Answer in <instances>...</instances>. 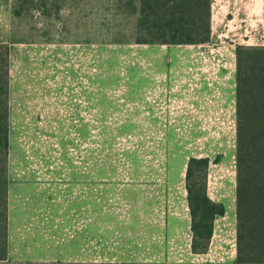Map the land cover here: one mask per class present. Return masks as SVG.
Wrapping results in <instances>:
<instances>
[{"label": "rangeland", "instance_id": "374dc122", "mask_svg": "<svg viewBox=\"0 0 264 264\" xmlns=\"http://www.w3.org/2000/svg\"><path fill=\"white\" fill-rule=\"evenodd\" d=\"M135 5L140 1L0 0V43L11 48L12 261L186 264L235 254L233 50L263 42L264 31L261 40L245 41L240 21L225 18L231 31L223 23L221 41L173 45L177 57L167 62L168 47L123 45L140 37ZM185 50L203 53L200 61L181 57ZM185 64L222 66L187 72V79ZM196 86L203 89L193 97ZM218 154L208 189L228 211L208 252L195 253L187 161Z\"/></svg>", "mask_w": 264, "mask_h": 264}, {"label": "trees", "instance_id": "16d2710c", "mask_svg": "<svg viewBox=\"0 0 264 264\" xmlns=\"http://www.w3.org/2000/svg\"><path fill=\"white\" fill-rule=\"evenodd\" d=\"M138 43H206L212 41L213 0H139ZM11 48L0 43V264H120L119 262L29 261L9 258V160L11 148ZM237 260L264 262V46L237 47L236 116ZM210 156L191 155L186 188L195 253L209 250L216 219L227 212L223 200L208 189ZM131 264L130 262H122Z\"/></svg>", "mask_w": 264, "mask_h": 264}, {"label": "crops", "instance_id": "0c3cea01", "mask_svg": "<svg viewBox=\"0 0 264 264\" xmlns=\"http://www.w3.org/2000/svg\"><path fill=\"white\" fill-rule=\"evenodd\" d=\"M219 8L218 10H215V5L213 6V33H212V41L208 42L211 43V45H215L217 44L218 41H221V37L223 35H225L226 32H224L223 28H222V24L224 23L225 29L228 33H230L231 30H229V28H227V25H229L232 22H225V18L227 20H238L240 21V24L245 27V31L244 33H242L241 35L244 37L243 39L245 41L247 40H261L262 37L259 35L261 33V31H264V0H233V1H226L224 0H220L219 1ZM232 2V3H231ZM215 4V2H214ZM229 14H232L233 16L231 17V19L228 17ZM227 16V17H225ZM250 20L253 21V23L257 24V27L260 28L258 31H254L250 29L249 23ZM263 26V29H262ZM231 36H233V33H231ZM249 44L246 45H251V42H247ZM256 44V46H260L261 44H264L263 42L257 41V42H253ZM139 44H147V45H151V46H163V47H168L167 48V53L164 55L165 60H167V62H172L177 56L176 51H174L175 49L172 47L173 45H197L196 43H183V44H176V43H138V42H129V43H125L123 44L125 46V48L128 50H134L136 49L135 46L139 45ZM199 44H204V43H199ZM146 50V49H145ZM159 50V49H158ZM200 51H195V50H190V51H183L181 52L179 55L181 57H188L189 55L191 56H195L194 58L192 57V61H200V56L203 53H199ZM236 53V57H237V50L236 52L233 50V54ZM200 54V55H199ZM210 54V53H208ZM157 55V54H155ZM204 65L201 64H185L183 66H180V71H184L183 77L185 76L187 79H189V77H187V72H192V73H198L201 74V69L204 71H208L211 73V68L218 69V67L220 68L222 65H217V66H212V65H206V67L203 68ZM166 67H169L168 65ZM171 69V65L169 67V69L167 70V72ZM173 70L171 69V72ZM201 78V77H200ZM205 78V82H208V84H212L213 81L211 80H207L206 76H204ZM199 77H197V79H192L193 82H195V84L199 85L200 82H202L203 79H201L200 81L198 80ZM195 88V87H194ZM135 89V88H134ZM199 89L202 90L203 87L199 86L197 88H195V90H192V96L196 97L194 94L196 93V91ZM191 90V89H190ZM187 91V88H186ZM207 91V90H206ZM194 92V93H193ZM215 199V198H214ZM218 200V199H216ZM224 201V200H223ZM225 202V201H224ZM227 204V203H226ZM228 208V206H227ZM228 211V209H227ZM227 213V212H226ZM226 215V214H225ZM223 215V216H225ZM222 217V216H220ZM219 219V217L216 219V224H215V233H216V227H217V220ZM191 227V224H190ZM237 229V226H236ZM192 230V229H191ZM214 233V235H215ZM214 235L212 238V241L214 239ZM208 252V251H207ZM206 253V252H205ZM133 264V263H131ZM158 264H166V263H158ZM169 264V263H167ZM176 264V263H173ZM186 264H264V262H239L237 260V231H236V251L235 254L230 255V256H224V257H218L214 260H210L206 263L204 262H188Z\"/></svg>", "mask_w": 264, "mask_h": 264}]
</instances>
